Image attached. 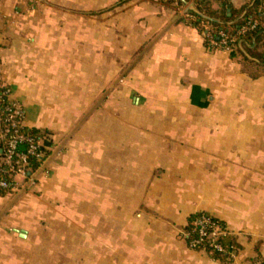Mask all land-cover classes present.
Listing matches in <instances>:
<instances>
[{"label":"crops","instance_id":"crops-1","mask_svg":"<svg viewBox=\"0 0 264 264\" xmlns=\"http://www.w3.org/2000/svg\"><path fill=\"white\" fill-rule=\"evenodd\" d=\"M193 7L0 0V83L61 141L48 176L0 196V264L264 256V65L207 47ZM198 212L226 223L228 261L190 246Z\"/></svg>","mask_w":264,"mask_h":264},{"label":"trees","instance_id":"trees-1","mask_svg":"<svg viewBox=\"0 0 264 264\" xmlns=\"http://www.w3.org/2000/svg\"><path fill=\"white\" fill-rule=\"evenodd\" d=\"M189 1L191 0H168V3L176 11H180ZM214 1L219 4L217 9L212 6ZM182 19L201 32L207 47L215 49H227L228 47L232 49L233 56L239 55L248 59L247 54H249L252 59L264 65V0H250L238 8L232 4L231 0H194V7L189 8L183 14ZM244 27H246L245 31H243ZM261 47L263 49L260 50ZM7 88H9L8 85L0 83V96L3 100L1 106L3 108L11 104L7 97L8 94L4 93ZM5 115V112L0 110L1 121H3ZM20 131L25 136L40 137L43 141L41 149L46 152L45 156H29L28 171L33 173L43 163L46 156L51 153L50 149L55 144V136L48 130L30 128L25 124L20 127ZM28 148L29 142H21L18 144L17 151L27 152ZM2 167L0 160V177L11 180L8 174L1 173ZM15 191L9 187L3 188L0 186V196ZM203 214L210 219L211 224L218 226L227 233L219 236L216 240L222 245L223 250L214 249L211 246L212 240L210 238L204 239L196 249L205 250L212 258L228 261L237 253L238 243L229 233L226 223L208 212H198L189 217L187 226L189 244L199 238L198 231L194 230V221ZM249 262V264H263L264 256H257Z\"/></svg>","mask_w":264,"mask_h":264},{"label":"built area","instance_id":"built-area-1","mask_svg":"<svg viewBox=\"0 0 264 264\" xmlns=\"http://www.w3.org/2000/svg\"><path fill=\"white\" fill-rule=\"evenodd\" d=\"M245 30L246 27L243 28V31ZM227 49L232 50L228 47ZM4 93H6V95L8 94L7 97L11 101V104L6 105L3 108L1 106L3 100L0 96V110H3L6 114L3 121H1L2 118L0 117V160L3 165L1 173L8 174L11 180H6L4 177H0V186L3 188L9 187L11 190H17L19 187V177L23 176L24 180H28L31 176V173L28 171L29 156L37 155L43 157L46 152L41 149L43 142L42 138L25 136L20 131V127H23L25 124L24 108L20 103L11 99L9 88H7ZM21 142H29L27 152L17 151L18 144ZM194 225V230L198 231L199 238L190 243L192 248H198L204 239L210 238L212 240L211 246L214 249L223 250L222 245L216 240L219 236L226 234V231L211 224L210 219L206 217L205 214L197 218L194 221ZM209 229L210 231H208Z\"/></svg>","mask_w":264,"mask_h":264},{"label":"rangeland","instance_id":"rangeland-1","mask_svg":"<svg viewBox=\"0 0 264 264\" xmlns=\"http://www.w3.org/2000/svg\"><path fill=\"white\" fill-rule=\"evenodd\" d=\"M229 50V49H228ZM59 141V140H58ZM57 140L55 141V144L51 147V153L48 154L45 158V160L43 161V163L39 166V168L31 173L33 176H39V177H43V176H48L50 174V170H51V167L49 165V159L54 156V153H56L57 151V147L59 146V144L61 143V141L58 142ZM61 153V150H59L57 152V154L55 156H59V154ZM24 180L23 176H20L19 177V181L20 180ZM27 180V179H25ZM29 180V179H28ZM27 186V185H26ZM29 187V186H28Z\"/></svg>","mask_w":264,"mask_h":264}]
</instances>
